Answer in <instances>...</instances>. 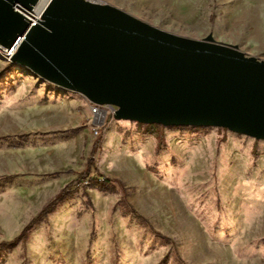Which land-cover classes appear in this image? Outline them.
Listing matches in <instances>:
<instances>
[{
    "label": "rangeland",
    "instance_id": "374dc122",
    "mask_svg": "<svg viewBox=\"0 0 264 264\" xmlns=\"http://www.w3.org/2000/svg\"><path fill=\"white\" fill-rule=\"evenodd\" d=\"M101 1L178 35L212 33L264 59V0ZM3 53L0 242L17 237L86 170L115 188L79 183L28 239L1 250L0 264H264V140L116 119L113 106Z\"/></svg>",
    "mask_w": 264,
    "mask_h": 264
},
{
    "label": "water",
    "instance_id": "95a60500",
    "mask_svg": "<svg viewBox=\"0 0 264 264\" xmlns=\"http://www.w3.org/2000/svg\"><path fill=\"white\" fill-rule=\"evenodd\" d=\"M0 0V50L12 62L116 119L222 127L264 140V59L178 35L108 3Z\"/></svg>",
    "mask_w": 264,
    "mask_h": 264
},
{
    "label": "trees",
    "instance_id": "16d2710c",
    "mask_svg": "<svg viewBox=\"0 0 264 264\" xmlns=\"http://www.w3.org/2000/svg\"><path fill=\"white\" fill-rule=\"evenodd\" d=\"M11 66L12 64L10 63L8 67L10 68ZM98 145L99 143H97L95 147H98ZM82 182H86L88 186L95 187L101 191H111L113 188H115L114 182L98 170H86L80 173L76 179L66 185L59 193H57V195L53 199H51L50 202H48L37 213V215H35L31 219V221L24 227L22 232L17 237L12 240H5L0 242V252L5 248L15 246L19 242H24L26 239H28L29 232L31 231V229L35 227L38 222H40L41 220L46 218L50 213L55 211L58 207L73 198L75 196V193L77 192L78 184ZM123 208H128V206L123 205ZM130 211L133 212L134 210Z\"/></svg>",
    "mask_w": 264,
    "mask_h": 264
},
{
    "label": "bare ground",
    "instance_id": "6f19581e",
    "mask_svg": "<svg viewBox=\"0 0 264 264\" xmlns=\"http://www.w3.org/2000/svg\"><path fill=\"white\" fill-rule=\"evenodd\" d=\"M51 0H39L37 6L35 7L34 11H33V15L36 18H40L42 12L45 10V8L47 7V5L49 4ZM99 119H104L105 117V112L103 110H99L98 114H97Z\"/></svg>",
    "mask_w": 264,
    "mask_h": 264
},
{
    "label": "built area",
    "instance_id": "2783aa9c",
    "mask_svg": "<svg viewBox=\"0 0 264 264\" xmlns=\"http://www.w3.org/2000/svg\"><path fill=\"white\" fill-rule=\"evenodd\" d=\"M87 1H91V2H99V3H102L101 0H87ZM4 54V53H3Z\"/></svg>",
    "mask_w": 264,
    "mask_h": 264
}]
</instances>
